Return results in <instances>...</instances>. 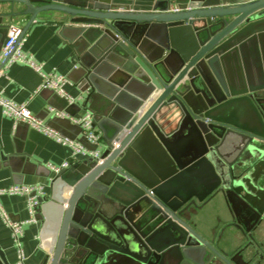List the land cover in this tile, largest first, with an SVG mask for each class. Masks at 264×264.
<instances>
[{"label":"water","instance_id":"obj_1","mask_svg":"<svg viewBox=\"0 0 264 264\" xmlns=\"http://www.w3.org/2000/svg\"><path fill=\"white\" fill-rule=\"evenodd\" d=\"M54 14L80 96L56 95L52 109L91 114L103 144L78 128L75 141L98 155L44 175L63 191L51 204L59 227L43 264H244V254L256 256L219 247L215 230L203 236L192 219L217 198L224 230L264 213V0H155L146 12L112 0H0V28L27 19L14 48L40 16ZM165 117L186 129L183 149L172 147ZM146 147L151 167L141 161ZM38 201L39 213L50 206Z\"/></svg>","mask_w":264,"mask_h":264},{"label":"crops","instance_id":"obj_2","mask_svg":"<svg viewBox=\"0 0 264 264\" xmlns=\"http://www.w3.org/2000/svg\"><path fill=\"white\" fill-rule=\"evenodd\" d=\"M155 0H112L120 6H130L136 12L149 11ZM55 17L42 15L37 19L21 42L24 53L33 56L35 62L42 66L43 73L56 72L68 80L65 90L68 95L78 98L80 93L71 79L73 69L69 56L71 50L59 36L62 24ZM60 18V17H59ZM60 20V19H58ZM25 17L10 18L4 21L0 28V56L8 36V28L16 24L23 28ZM42 78L33 68L22 64H11L0 71V95L16 103H27L33 115L59 131L65 138L76 140L80 136V125L69 118L73 127H62L61 122H52L54 114L53 104L60 99L48 89H41ZM61 98L63 96L58 95ZM52 103V104H51ZM53 110V112H52ZM83 114V113H82ZM53 120V119H52ZM55 127H53L52 125ZM165 131L170 134L172 147L183 149L187 143V131L179 124L176 117L163 119ZM62 127L61 131L59 128ZM141 161L147 166L152 165L153 151L146 147L142 152ZM26 158V159H25ZM78 158H84L78 156ZM72 159V149L47 136L25 123L14 124V121L3 113L0 106V189L20 185H40L44 190V197L50 206L37 211L32 218L27 207L26 196L0 195V207L12 224H23L15 240L11 228L5 223L0 211V264H43L51 255L58 234V222L55 220L53 201L61 197V188L53 183L54 175L49 178L44 175L51 167H62ZM76 159H74L75 161ZM63 196V195H62ZM225 209L223 200L217 198L210 201L203 211L192 219L196 230L203 236L210 235L211 230H219L225 222L221 210ZM31 219H33L31 221ZM20 255L23 256L21 263Z\"/></svg>","mask_w":264,"mask_h":264},{"label":"built area","instance_id":"obj_3","mask_svg":"<svg viewBox=\"0 0 264 264\" xmlns=\"http://www.w3.org/2000/svg\"><path fill=\"white\" fill-rule=\"evenodd\" d=\"M22 28L16 24H11L8 28V36L5 41L1 56H0V64L9 57V60L6 64H22L27 65L33 68L38 74H40L42 78L41 89H48L53 91L54 93L65 97L70 103H73L75 98L71 97L67 94L65 90V86L68 82L67 78L61 74L56 72L53 73H43L42 66L37 64L33 58V56L26 54L21 49V43L14 48L16 41L21 33ZM0 106L3 109V113L11 118L14 121V124L17 123H25L30 127L43 132L47 136H50L56 139L58 142L69 146L72 149V159L69 162H66L62 167H51V170L57 172L60 168L67 167L71 162H74V159H78V156L87 157L90 155L97 156L98 153L94 151H90L86 147H84L80 142L75 140H70L68 138H64L59 135L56 131L49 128L36 118L31 110L28 107L27 103H16L12 100H8L3 98L0 95ZM53 112V110H52ZM58 117H65V114L54 112ZM73 122L80 125L82 129V136L92 145L101 147L103 144V138L100 131H98L93 126V118L89 113L83 114L78 119H72ZM75 160V161H76ZM0 195H10V196H26L27 197V207L28 211L33 218L37 212L39 207L38 198L43 197L44 190L40 185H20V186H12L6 189H0ZM0 211L5 223L11 228L13 236L18 243V235L21 233V229L23 224H12L9 222L7 215L3 212L0 207ZM33 219H31L32 221ZM21 263L23 262V256L20 255Z\"/></svg>","mask_w":264,"mask_h":264},{"label":"flooded vegetation","instance_id":"obj_4","mask_svg":"<svg viewBox=\"0 0 264 264\" xmlns=\"http://www.w3.org/2000/svg\"><path fill=\"white\" fill-rule=\"evenodd\" d=\"M215 232L216 238L214 241L216 242L218 238L222 239V242L218 244L219 247H222V243H228L230 249L241 247L249 252L255 249L258 253L256 256L250 253L244 254V264H264V213L256 223L248 224L242 230H237L234 227L227 228V226L224 230L222 226L221 229L215 230ZM245 233H247V239L244 237Z\"/></svg>","mask_w":264,"mask_h":264}]
</instances>
